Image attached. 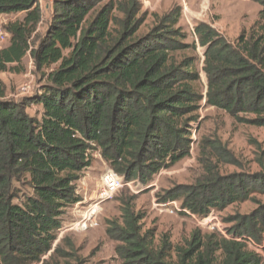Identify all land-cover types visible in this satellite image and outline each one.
Listing matches in <instances>:
<instances>
[{
	"label": "trees",
	"instance_id": "1",
	"mask_svg": "<svg viewBox=\"0 0 264 264\" xmlns=\"http://www.w3.org/2000/svg\"><path fill=\"white\" fill-rule=\"evenodd\" d=\"M51 1L49 26L35 38L39 0H0V16L23 14L5 26L0 72L28 55L46 79L25 102L7 98L0 81V264H87L73 246L55 242L62 217L81 202L76 183L94 153L124 182L145 187L190 155L202 107L264 129V0H251L260 7L257 28L229 41L198 23L191 43L176 10L154 16L142 33L137 0ZM29 104L39 107L38 118L26 113ZM254 146L260 171L224 175L221 164L239 163L218 141H205L202 176L161 190L157 204L178 203L180 215L206 218L264 195V149ZM143 219L122 205L119 220L107 224L121 264H264L245 244L214 233L194 231L182 246L163 236L156 245ZM225 222L234 224L233 236L261 243L264 204Z\"/></svg>",
	"mask_w": 264,
	"mask_h": 264
},
{
	"label": "rangeland",
	"instance_id": "2",
	"mask_svg": "<svg viewBox=\"0 0 264 264\" xmlns=\"http://www.w3.org/2000/svg\"><path fill=\"white\" fill-rule=\"evenodd\" d=\"M137 2L141 8L138 17L143 14L145 17L141 27L142 33L149 30L154 16H162L176 10L179 25L187 35L188 43L195 40L193 29L198 23L209 24L227 40L233 41L240 32H249L252 28H257L256 23L259 22L260 7L251 0H137ZM38 5L42 22L37 27L35 38L41 37L49 26L52 12L51 0H39ZM22 18L23 14L2 15L0 27L5 31L8 23ZM5 46L7 41L0 44V48ZM196 55L199 59L200 90L204 91L206 81L201 71L203 50L197 48ZM0 81L5 87L7 98L14 102H25L34 94H39L46 79L42 77V73L36 72L27 55L15 70L0 72ZM25 85H28V91L21 92ZM203 104L204 102L202 106ZM26 113L30 117L40 116L39 107L34 104H29ZM199 115V125H194L195 130L191 137L195 143L191 147L190 155L173 168L162 170L145 187L138 182H131L129 186L120 188L111 199L97 208L96 226L89 228L87 225L83 227L82 222L86 217V210L94 204L103 189L101 177L106 171H111L100 155L94 153L90 168L76 183L81 202L62 217V227L57 232L55 246H60L65 251L70 249L69 245L73 246L78 256L87 264H121L114 252L116 244L108 238L106 229L108 222L119 220L122 205L131 206L136 213L144 216L142 226L145 230L154 231L156 245L160 238L167 236L174 246L184 245L194 231L214 233L223 237L226 235L225 231L230 233L228 230L234 226L233 223H226L225 219L249 215L263 205L264 195L256 194L250 201L231 205L222 212L213 211L206 218H198L180 215L178 203L162 208L160 206L163 205L157 204L156 194L161 190L177 185L194 184L202 176L200 146L207 140L218 141L228 150L235 162L239 163V166L221 164L220 174H252L260 171L259 165L255 162L258 151L254 143L257 142L264 149V129L240 125L225 113L212 108L202 107Z\"/></svg>",
	"mask_w": 264,
	"mask_h": 264
},
{
	"label": "built area",
	"instance_id": "3",
	"mask_svg": "<svg viewBox=\"0 0 264 264\" xmlns=\"http://www.w3.org/2000/svg\"><path fill=\"white\" fill-rule=\"evenodd\" d=\"M8 39V34L6 33V31H4L1 27H0V44H3L4 42H6ZM29 89L28 85H25L21 88V92H27ZM101 182H102V186L103 189L102 191L99 193V196H97L94 204L89 207L86 210V217L83 218V227H86V225L89 228H93L96 226V214H97V208L104 203L106 200H109L113 197V195L123 186L125 185H130V183H126L123 181V179L121 177H119L118 175H116L113 171H106L103 176L101 177ZM162 207H166V205L160 206ZM81 222V223H82ZM78 226V224H76ZM61 230V229H60ZM59 230V231H60ZM226 235L223 236L226 239H231V240H235L238 242H241L243 244H245L247 246V248L249 250H251L252 252H254L255 254L264 257V252H263V248H264V239L262 240V242L260 244L255 243L252 239L248 238V237H235L232 234L228 233L227 231H225Z\"/></svg>",
	"mask_w": 264,
	"mask_h": 264
},
{
	"label": "clouds",
	"instance_id": "4",
	"mask_svg": "<svg viewBox=\"0 0 264 264\" xmlns=\"http://www.w3.org/2000/svg\"><path fill=\"white\" fill-rule=\"evenodd\" d=\"M240 237H243V236H240ZM249 238V237H248ZM251 239V238H250ZM264 239V238H263ZM262 242V241H261ZM256 243V242H255ZM257 244H260V243H257ZM247 247V246H246ZM248 249V248H247ZM264 249V248H263ZM249 250V249H248ZM249 251H251V250H249ZM252 252V251H251ZM263 252H264V250H263ZM254 253V252H253ZM257 255V254H256ZM258 256V255H257ZM259 257H261V256H259ZM264 258V257H263Z\"/></svg>",
	"mask_w": 264,
	"mask_h": 264
}]
</instances>
